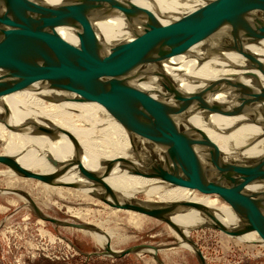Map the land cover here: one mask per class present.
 I'll use <instances>...</instances> for the list:
<instances>
[{
  "label": "water",
  "instance_id": "95a60500",
  "mask_svg": "<svg viewBox=\"0 0 264 264\" xmlns=\"http://www.w3.org/2000/svg\"><path fill=\"white\" fill-rule=\"evenodd\" d=\"M254 7H264V0H211L193 16L156 29L140 8L126 0H79L58 6L0 0V97L14 90L53 89L79 95L69 101L100 103L130 130L133 158V161L118 160L107 163L102 169L89 170L81 164V148L68 131L32 120L11 126L1 119V123L19 133L49 139L66 136L74 148L75 158L64 162L49 159L55 168L52 173L27 170L8 156H0V164L20 178L41 184L89 189L91 197L109 207L163 222L179 236H182L181 231L170 217L193 209L207 220L199 227L214 229L229 237L255 231L264 240V191L246 190L252 185L264 186V156L255 161L226 163L199 130L179 125L191 114L236 112L244 121L257 124L264 137V86L260 84L261 77L264 79V65L244 49L264 39V16L254 21L239 18ZM114 12L128 22L141 25L142 30L128 42L103 46L91 36L86 23ZM57 24L67 25L75 34L78 46L72 53H67L58 41L53 31ZM207 36L213 39V49L242 57L241 64L226 62L224 67L240 74L207 82L193 95L181 98L160 72L142 73L145 64L180 53ZM146 76L158 78L162 89L159 110L151 108L134 87L135 82ZM239 77L250 82L227 80ZM217 95L222 96V102L213 100ZM143 139L147 153L140 147ZM115 168L130 176L207 191L228 204L242 224L238 228L225 227L211 209L194 202L157 205L121 199L104 182ZM70 171L79 179L60 180ZM15 193L26 194L19 190ZM29 201L41 220L77 230L92 229L89 224L46 217L33 200ZM189 244L195 248L199 264H206L196 244L193 241ZM142 249L152 250L155 261L163 264L156 254L160 249L148 244L114 251L107 243L102 255L120 259Z\"/></svg>",
  "mask_w": 264,
  "mask_h": 264
},
{
  "label": "bare ground",
  "instance_id": "6f19581e",
  "mask_svg": "<svg viewBox=\"0 0 264 264\" xmlns=\"http://www.w3.org/2000/svg\"><path fill=\"white\" fill-rule=\"evenodd\" d=\"M21 1L34 2L43 6H58L79 0ZM130 1L147 15L156 29H162L193 16L204 9L211 0ZM263 16L264 7H254L239 18L254 21ZM86 27L94 40L103 46L128 42L138 36L142 30L141 25L128 22L115 12L90 20L86 23ZM53 31L67 53H72L73 49L78 46L75 34L67 25H54ZM10 32L17 33L15 30H10ZM213 46V39L207 36L180 53L167 56L152 64H145L141 68L142 73L160 72L168 83L179 92L181 98H186L193 95L207 82L220 80L229 74H240L224 67L226 62L241 64L242 57L229 51H217L213 49ZM244 49L264 65V39L246 45ZM227 80L245 84L250 82L240 77ZM260 84L264 86L262 77ZM134 87L151 108L158 110L161 108L162 89L157 77L141 78V81L134 83ZM71 98H79V95L53 89L14 90L0 97V120L4 119L11 126L32 120L43 126L51 124L68 131L77 139L81 148V164L89 170L102 169L107 163L118 160L133 161L130 130L119 117L100 103L69 101ZM222 99L221 95H217L213 100L222 102ZM262 106L264 109V104ZM179 125L182 128L193 127L199 130L213 144L220 158L226 163L255 161L264 156V137L258 125L244 121L239 113L191 114ZM140 147L143 152L147 153L146 140L141 141ZM0 156L11 157L21 167L33 172L52 173L55 168L50 164L49 159L60 162L73 160L75 153L71 142L64 135H59L56 139H49L43 135H27L16 132L0 122ZM200 157L204 158L203 155ZM8 173L16 176L10 169H8ZM77 179L79 177L73 171L60 178L65 182H73ZM104 182L113 193L124 200L138 202L139 199L136 196H141V201L157 205L194 202L211 209L225 227L238 228L242 224L228 204L216 195L204 190L200 191L198 188L168 185L148 177L130 176L124 171H118L117 168L104 178ZM41 185L42 193L48 196L54 194L59 197H68L69 195L76 198L90 197V190L86 188L75 189L78 193H74V188ZM246 190L251 193H259L264 191V186L252 185ZM17 194L20 195L21 198H18L25 203L26 207H31L27 194ZM170 219L182 234L179 236L174 230H170L177 246L195 254V248L189 244L191 239L188 233L197 229L207 220L199 216L193 209H186L171 216ZM130 222L135 227L139 225L137 221L131 220ZM90 226L91 230L80 231L88 234L94 240L100 248L98 251L104 250L109 241L120 240L113 233V229L107 228L104 231L101 224H90ZM99 231H102L104 236L99 234ZM231 238L245 244L256 243L264 247V240L255 231ZM188 244L193 250L187 247ZM110 247L113 248L112 243H110ZM147 250L142 249L138 252L144 253Z\"/></svg>",
  "mask_w": 264,
  "mask_h": 264
},
{
  "label": "rangeland",
  "instance_id": "374dc122",
  "mask_svg": "<svg viewBox=\"0 0 264 264\" xmlns=\"http://www.w3.org/2000/svg\"><path fill=\"white\" fill-rule=\"evenodd\" d=\"M8 169L0 164V193H4L0 194V264H158L149 249L120 259L102 255L104 250L98 251L99 246L88 234L41 220L32 207H26L19 199L16 190L26 193L46 217L64 222L101 224L104 231L113 229L120 239L109 241L115 251L148 244L160 249L156 254L163 264H199L194 253L176 246L171 229L163 222L113 209L91 196L44 195L41 183L9 175ZM73 192L78 193L75 189ZM136 197L142 200L141 196ZM131 220L139 225L135 227ZM99 234L103 232L99 231ZM188 235L206 264H264L261 244H245L220 231L202 227ZM187 247L191 248L189 244Z\"/></svg>",
  "mask_w": 264,
  "mask_h": 264
}]
</instances>
